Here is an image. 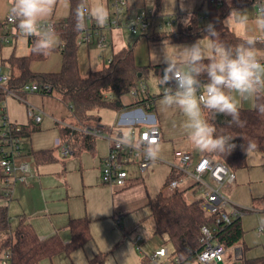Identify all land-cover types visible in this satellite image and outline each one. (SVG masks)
Instances as JSON below:
<instances>
[{
    "label": "crops",
    "instance_id": "obj_1",
    "mask_svg": "<svg viewBox=\"0 0 264 264\" xmlns=\"http://www.w3.org/2000/svg\"><path fill=\"white\" fill-rule=\"evenodd\" d=\"M12 3L13 0H0V25L3 32L10 27L5 23V20L10 15ZM87 3L90 6L99 4L100 7L107 10V18L111 17L112 8L108 0H87ZM183 4L185 10L182 11L181 0H176L172 12L171 7L165 9V0L158 2L157 0H128L127 11L129 14L140 13L144 10L155 12L158 21L152 32L174 31L178 25L185 24L186 19L188 22L193 19L202 24L206 22L205 0H183ZM69 8V6L65 7V0H57L52 16L43 23L54 22L57 24L65 21L69 15ZM156 15L154 16L156 17ZM241 16L247 17L246 24L239 22ZM259 16H261V12L258 6L249 4L229 15L225 24L240 38L247 39L250 35L264 38V31L258 30L256 26ZM165 21L171 25L164 24ZM124 32L125 30L120 28L108 32L109 42L105 48L106 54H103L104 49L102 52L98 50V54H102L106 58L105 55L111 56L113 53L129 47L127 45L130 43L124 40ZM200 39L204 44L208 41V37ZM196 41L153 43L143 37L132 44L134 45L136 65L150 68L145 72L146 77L143 81L139 82L146 85L148 95L157 96L158 91L162 88L157 79L160 77L159 72L154 73L151 68L166 66L163 62L164 49L169 55H173L176 51L174 46L191 45ZM56 48H59L57 36L54 50L44 60L31 62V72L38 74L59 72L62 57ZM95 48L97 49L94 45ZM30 49L28 38L21 35L12 38L8 43H0L2 73L10 74L8 60L11 56H27ZM94 49L87 47L85 50L88 73L94 71L93 68L99 59L96 57L97 51L95 52L96 49ZM257 55L261 58V62L264 61V54L257 50ZM77 56L80 71L79 48ZM104 62L105 60L102 59V63ZM15 74L17 73L15 72ZM149 80H153L152 85L156 90L154 93L149 92ZM1 88L5 90L4 86H0ZM17 92L22 100L18 99L19 102L12 100L9 109L7 107L4 109L11 122L25 128L24 136L21 137V145L27 160L32 163L33 175L28 177L25 184L14 185L9 201L0 200V206H5L9 217L10 234L8 236H12L19 220H24L40 239L57 235L64 243H68L71 239L69 222L86 219L89 222V241L69 255L61 253L51 259H43L38 264H90V260L98 254L103 256L102 264H144L146 254H150L164 245L163 240L153 233L154 225L153 221L149 220L150 214L145 217L138 210L143 207L148 208L149 200L159 192H164V185L171 176L169 164L174 162V150L183 149L176 144H181V147L191 150L195 157L201 155L202 152L196 153L192 143L182 144L176 140V144L170 150L169 157L158 156L163 160L162 163L152 164L144 173H140L135 166H132L129 171L130 179L124 187L109 186L100 180L101 161L108 154L109 138L126 139L129 138L132 128L140 132L150 125H156L160 130V141L150 147L162 145L163 135L160 121L153 115L155 101H153L152 109L148 111L143 105L136 103V98L133 99V102L125 104L120 99L117 101L119 104L117 110L104 108L115 114L114 121L110 126L102 123V118L99 116L101 109L97 113L98 123L96 125L78 126L68 107L55 96ZM7 95L3 106H6ZM253 103L254 97L241 100L240 107L251 108ZM129 105L130 107H126ZM29 110L34 114H41L39 123H35L29 116ZM105 123L108 124L107 121ZM63 125H68L72 130H75L80 138L74 140L62 136L60 130ZM84 127L98 128L105 138L81 133ZM81 135L90 136L91 139L84 141ZM134 139H138V137H134ZM63 145H68L70 149V154L66 157L61 155V146ZM162 166H167L164 184L160 191L151 198L147 186L140 181L139 173L150 174ZM132 187L135 189L121 194L124 189ZM224 194L234 204L243 207L245 212L240 217L242 239L238 244L226 250L223 264L238 263L236 262L237 252L247 259L264 256V152L252 151L246 156L245 167L235 171V181L225 187ZM12 215L18 219L15 225ZM147 221H151V223ZM138 236L142 238L139 245L144 252L143 255L139 254L134 246L135 238ZM5 237L4 233H0V240ZM3 258L4 251H1L0 264Z\"/></svg>",
    "mask_w": 264,
    "mask_h": 264
},
{
    "label": "trees",
    "instance_id": "obj_2",
    "mask_svg": "<svg viewBox=\"0 0 264 264\" xmlns=\"http://www.w3.org/2000/svg\"><path fill=\"white\" fill-rule=\"evenodd\" d=\"M80 2L81 0H70L68 17L63 22L55 23L54 30L59 39V48L56 49L60 51L62 57L60 71L43 74L31 72V62L42 61L49 53L38 54L34 52L36 37L28 38L30 53L27 56H11L8 60L11 72L5 90L0 89V109L4 104L7 91L17 92L23 85L37 81L40 84L50 85L51 90L45 91L43 94L55 96L64 103L71 111L76 125H96L98 123L97 113L100 109L117 110V101L122 96L130 94L138 86V83L146 77L145 72L150 68L136 65L134 45L113 53L106 66L100 70L90 71L86 76L80 74L77 52L80 46L78 36L82 29L77 28L78 18L76 15V8ZM205 3L207 20L204 24L193 19L187 24L178 25L174 31L152 32L146 36V40L153 43L193 42L207 37L204 29L211 23L215 25L218 31L216 39L235 47L245 39L230 31L225 24L226 18L249 4L258 6L261 15H264V0H205ZM154 15H156L155 12ZM156 17L158 19L157 15ZM14 25L17 27L16 23ZM5 35H7V31L3 32L0 25V39ZM0 43L3 42L0 41ZM256 49L264 54V42L257 43ZM165 67L156 66L151 69L154 70V73L159 72L160 74V71ZM201 79L206 80V77H201ZM160 97L161 93L157 96L140 95L136 98V103L143 105L146 110L150 111L153 101ZM262 104H264V95L254 97L251 108L240 107V120L244 121L241 127L230 124L231 117L211 113L205 109L204 117L215 126L216 134L234 137L232 143L236 145V148L228 154L219 152H203L202 154H210L216 157L217 160L235 172L237 169L245 167L247 153L243 146L247 148L248 144L252 143L256 145L253 151L264 152V112L260 111L258 107ZM126 107H130V105ZM24 129V126H21L20 137L24 136ZM60 132L62 136L68 139L80 138L75 130L68 127L63 126ZM85 139H91V137L83 136L82 140L85 141ZM39 153L44 154L46 152ZM148 208L154 225V235L163 240L164 246L169 247L167 249L170 264H194L202 249L200 228L203 225L214 224L213 216H207L197 203H188L183 192L176 194L159 192L153 199L149 200ZM68 227L71 239L68 243H64L57 235L40 239L28 223L19 220L12 236H6L0 240V252H9V264H38L43 259H51L61 253L69 255L89 241L90 234L89 222L86 219L71 220ZM9 231L7 210L5 206H0V233ZM242 235L240 218H238L230 225L220 228L215 233V240L228 250L241 241ZM102 262L103 256L100 254L90 260V264H102ZM236 262L239 264H264V256L252 259L241 256Z\"/></svg>",
    "mask_w": 264,
    "mask_h": 264
},
{
    "label": "built area",
    "instance_id": "obj_3",
    "mask_svg": "<svg viewBox=\"0 0 264 264\" xmlns=\"http://www.w3.org/2000/svg\"><path fill=\"white\" fill-rule=\"evenodd\" d=\"M110 7L113 9V16L107 18L102 26L96 27L94 24L87 25V21H92L91 17L83 20L85 27L78 36L79 45L94 44L99 50L105 49L108 44V32L113 29H122L125 27L131 34L138 37H145L151 34L153 27L158 19L155 18L152 10H144L140 13H128V0H108ZM6 24L10 27L7 35L3 36L0 41L8 43L9 39L16 36H24L15 23L6 18ZM55 28L54 22H46ZM170 26L169 22H166ZM103 30L107 32L104 33ZM107 35V36H106ZM32 38L35 36H25ZM264 41V38H259ZM109 61V60H108ZM163 70L159 76L162 77ZM9 81V75L2 73L0 68V86H6ZM49 84H40L37 81L27 83L20 88L23 93H42L49 92ZM160 89V93L163 92ZM202 92V89H201ZM16 99L22 100L18 92L7 91ZM133 98L140 95H147V87L143 83L130 92ZM148 106V105H147ZM0 200L9 201L12 197L13 187L15 184H25L28 177L33 175L32 163L27 160L23 153L21 137L19 136L21 126L11 123L6 116L4 106L0 109ZM29 116L35 123L41 121V114H34L29 110ZM69 127L68 125H63ZM81 133L94 137H100L101 131L98 128L84 127ZM138 137V139H134ZM109 150L106 157L101 161L100 180L103 184L109 186L124 187L130 179V168L135 166L140 173L146 172L152 164L162 163L160 158L149 159L147 156L148 148L160 141V130L156 125H150L145 130L137 132L135 128L130 131L129 138H109ZM70 154L68 145L61 146V155L66 157ZM171 176L164 185V191L170 193L183 192L188 203H197L207 216H213L212 225H203L201 232V251L197 255L198 264H218L223 263V257L226 249L215 240V233L225 226L230 225L234 220L240 218L245 209L234 204L224 194L225 187L235 181V172L226 167L216 157L210 154H201L197 157L191 150L175 149L174 162L169 164ZM141 237H136L134 241L135 249L143 254L139 243ZM146 264H170L169 251L162 246L150 254H146ZM237 252L236 260L240 258ZM10 254L4 252V258L1 264H9ZM176 262V260H175Z\"/></svg>",
    "mask_w": 264,
    "mask_h": 264
},
{
    "label": "clouds",
    "instance_id": "obj_4",
    "mask_svg": "<svg viewBox=\"0 0 264 264\" xmlns=\"http://www.w3.org/2000/svg\"><path fill=\"white\" fill-rule=\"evenodd\" d=\"M70 0H65V7ZM57 0H13L9 20L17 24L24 36H35L33 51L48 54L56 46V34L51 24L43 22L50 18ZM176 0H165L166 7L175 8ZM181 10H185L181 0ZM165 11V10H164ZM77 28L85 27L82 22L91 17L98 24L107 21V10L103 7L81 0L76 8ZM185 24L188 23L186 19ZM239 22L247 23L241 16ZM258 30L264 31V15L256 20ZM204 32L208 37L206 44L201 39L191 45L174 46L176 51L169 55L164 49L162 77H157L161 93L159 106L162 110H176L185 118L183 131L192 145L200 151L230 153L236 148L234 137L217 135V129L204 117V110L231 117L230 124L241 127L240 102L264 95V62L257 55V43L264 42L256 36H248L235 47L216 39L218 31L214 24H208ZM157 62H159L157 60ZM201 77H206L202 80ZM202 89V92H201ZM264 112V104L259 105ZM244 150L247 156L256 145L249 143ZM159 147H149L147 156L155 159Z\"/></svg>",
    "mask_w": 264,
    "mask_h": 264
},
{
    "label": "rangeland",
    "instance_id": "obj_5",
    "mask_svg": "<svg viewBox=\"0 0 264 264\" xmlns=\"http://www.w3.org/2000/svg\"><path fill=\"white\" fill-rule=\"evenodd\" d=\"M97 6H99V4ZM112 16H113V9H111V17ZM93 24L96 27H100V26L103 25V24H98L96 22V20H94V18H93V22L92 21H87V25L88 26H91ZM122 29L125 30V32H124V40L126 42L130 43L127 46L132 45L138 39H143V37H138V36H135V35L131 34L125 27H123ZM103 32L106 33L107 31L103 30ZM11 40H12V38L9 39V41H11ZM108 42H109V38H108ZM93 43L94 44H90L89 46H86V45H83V44L79 46V61H80L79 63H80V73H81L82 76H86L88 74V71H89L88 70V66L86 64V63H88V61H87V56H86L85 50H86L87 47H92L94 49L95 42H93ZM98 50L99 49L97 48L95 50V52L97 51L96 52V55H97L96 57L99 58V59H97L98 62H96L97 64H96L95 68H93V70H100L101 68L105 67L107 62H108V60H109V58H110V56H107V55H105L106 58H104L103 57L104 55L98 54ZM100 51L102 52V50H99V52ZM103 51H104L103 54H106V49H104ZM102 59L105 60L104 63H102ZM152 81L153 80H149L148 81V86H149V92L150 93H154L156 91V90H154V86L152 85ZM158 93H160V91H158ZM120 99H121V102L123 104H125L127 102H133L134 101L133 100L134 98L131 97L130 95L122 96ZM12 100H16L17 102H19L18 99H16L12 95L8 94L7 98H6V106H4V107H7V109H9V106H10ZM159 100H160V98L156 99L154 104H153V109H154L153 115L155 116V118H157V119L159 118L160 128H161L162 135H163L162 145L159 146V149H160L159 155H162L164 157H166V156L169 157L170 156V152H171L170 150L176 144V140L180 141L179 143H182V144L183 143L188 144V143H191V142L186 137V135H185V133L183 131L182 123H183V120L185 119L183 117V115L180 114L176 110H168V111L162 110L160 108V106H159ZM140 109L142 111H144L142 108H140ZM99 116L102 118V121H103L102 123L104 125H106V126H110L113 123L114 118H115V114L111 110L104 109V108H102L100 110ZM105 121H107L108 124H106ZM11 123H14V122H11ZM14 124H16V123H14ZM101 137L105 138L103 133H101ZM176 145L179 146L180 148L185 149L184 147H181V144L180 145L176 144ZM195 152L196 153H200V152L203 153V152H207V151H200V150H197L195 148ZM166 168H167V166L159 167L154 172H152V173L150 172V174L149 173H146V174H140L139 173L140 181H142L147 186L148 194H149V196L151 198H153L160 191L161 187L163 186L165 178H166L165 177L166 176ZM134 189H135L134 187H132L130 189L129 188L128 189H124L121 194H126V193H128V192H130V191H132ZM164 193L165 194H170V192L168 190H165ZM135 195H136V193H135ZM5 203H7V202H5ZM127 211L129 212V209H127ZM138 211H140L143 214V216H145V215L148 216L150 214L149 209L146 208V207H143V208H141ZM17 220H18L17 217L12 215V221H13L14 225L17 223ZM149 220H152L150 216H149ZM144 222L146 223L145 220H144ZM147 222L151 223V221H147ZM16 225H15V227H16ZM4 234H5V236H8L10 234V232H6ZM12 234H13V232H12ZM165 247L169 248L167 246H165ZM141 255H143V254H141ZM223 259H225V258L223 257ZM1 262H2V260H1ZM194 264H198V263L195 262Z\"/></svg>",
    "mask_w": 264,
    "mask_h": 264
},
{
    "label": "water",
    "instance_id": "obj_6",
    "mask_svg": "<svg viewBox=\"0 0 264 264\" xmlns=\"http://www.w3.org/2000/svg\"><path fill=\"white\" fill-rule=\"evenodd\" d=\"M117 106H119V104L117 103ZM218 264H223L222 262H219ZM235 264H239V263H235Z\"/></svg>",
    "mask_w": 264,
    "mask_h": 264
}]
</instances>
